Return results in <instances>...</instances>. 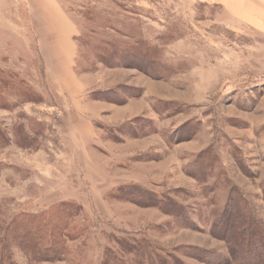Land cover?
<instances>
[{"label": "rangeland", "instance_id": "374dc122", "mask_svg": "<svg viewBox=\"0 0 264 264\" xmlns=\"http://www.w3.org/2000/svg\"><path fill=\"white\" fill-rule=\"evenodd\" d=\"M60 202L80 231L39 261L12 232ZM260 236L264 0H0V264H264Z\"/></svg>", "mask_w": 264, "mask_h": 264}, {"label": "trees", "instance_id": "16d2710c", "mask_svg": "<svg viewBox=\"0 0 264 264\" xmlns=\"http://www.w3.org/2000/svg\"><path fill=\"white\" fill-rule=\"evenodd\" d=\"M132 52L135 51L128 50L127 55L133 57ZM80 213L81 207L76 203L60 202L51 206L47 211L30 215L25 226L20 225L14 229L12 237L19 238L21 234L25 233L27 226L29 227L28 231H30V228L33 227L30 226L31 223L37 224V227H34L30 232L29 237L31 238L20 241L22 248H25L28 255L37 258L39 261L62 260L68 252V242L77 238L76 236L80 231L76 225H72L73 217L79 216ZM258 242L259 246L264 249L263 236L259 237Z\"/></svg>", "mask_w": 264, "mask_h": 264}, {"label": "crops", "instance_id": "0c3cea01", "mask_svg": "<svg viewBox=\"0 0 264 264\" xmlns=\"http://www.w3.org/2000/svg\"><path fill=\"white\" fill-rule=\"evenodd\" d=\"M64 47H65V49H67L66 54H65ZM50 49L53 51V53H51V58L53 59V62H55L54 64L59 65L60 62L61 63L64 62V64H65L64 68H67V70L70 69L69 68L70 67L69 61H70V58L72 56L71 50L73 51L72 43L70 41H68L67 39L58 41L57 44L54 41H52L50 44ZM39 50L44 55L43 49L41 46H39ZM44 58H45V56H44ZM45 59H44V71H45V73H47V76H48V74H50V72H48V69L46 67Z\"/></svg>", "mask_w": 264, "mask_h": 264}]
</instances>
